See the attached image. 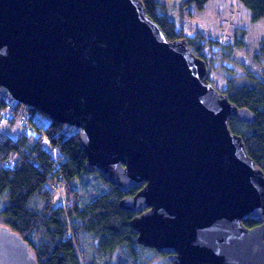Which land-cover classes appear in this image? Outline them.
<instances>
[{
  "label": "water",
  "instance_id": "obj_1",
  "mask_svg": "<svg viewBox=\"0 0 264 264\" xmlns=\"http://www.w3.org/2000/svg\"><path fill=\"white\" fill-rule=\"evenodd\" d=\"M0 87L77 127L85 171L138 187L119 200L138 244L173 264H264V172L229 127L255 115L141 0H0ZM0 264H38L5 224Z\"/></svg>",
  "mask_w": 264,
  "mask_h": 264
},
{
  "label": "trees",
  "instance_id": "obj_2",
  "mask_svg": "<svg viewBox=\"0 0 264 264\" xmlns=\"http://www.w3.org/2000/svg\"><path fill=\"white\" fill-rule=\"evenodd\" d=\"M141 1L146 13L169 40L183 38L180 26L162 11L163 5L158 0ZM207 1L182 0L178 9L181 11L193 4L201 10ZM239 2L249 10L253 21L264 18V0ZM184 38L193 53L198 55L203 51L200 32ZM235 44L242 46V39L238 37ZM225 48L231 49L228 45L224 52ZM257 55L264 57V40ZM251 81L241 85L229 81L223 92L232 103L248 108L255 115L251 124L231 117L229 127L242 137L248 155L264 172V77ZM0 116H6V124L15 128L12 133L0 131V223L28 242L38 264H112V261L147 264L142 245L138 244L137 234L129 224L135 213L119 206V200L134 194L138 187L123 192L99 173L85 171L79 129L74 131L77 127L55 122L44 113L15 101L2 87ZM90 174L96 184L84 191L81 186L90 184L86 181ZM103 184L107 186L105 189H95L96 185ZM88 191L93 196L88 197L85 193ZM243 224L252 227L256 222L246 218ZM85 235L94 241L92 252L84 246ZM103 256L108 260L101 263L98 257Z\"/></svg>",
  "mask_w": 264,
  "mask_h": 264
},
{
  "label": "rangeland",
  "instance_id": "obj_3",
  "mask_svg": "<svg viewBox=\"0 0 264 264\" xmlns=\"http://www.w3.org/2000/svg\"><path fill=\"white\" fill-rule=\"evenodd\" d=\"M158 1L163 5L162 11L178 23L183 37L192 36L197 32L203 35L204 48L197 54L202 55L207 62L209 79L219 91L226 90L229 81L236 85L250 84L252 78L264 77V57L257 55L261 41L264 40V18L253 21L249 10L239 0H208L201 10L191 4L181 11L178 8L182 0ZM238 37L242 39V46L235 44ZM228 45L231 49L225 48L224 52V47ZM6 123H0V131L12 133L15 128ZM74 131H78V128ZM41 141L44 142L43 139ZM86 181L90 184L81 186L84 191L96 184V179L91 174L86 176ZM77 186L80 187L79 184ZM106 187L105 184L98 187L96 185L95 189L101 190ZM85 193H88V197L93 196L92 191ZM84 239V246L92 252L94 241L87 235ZM140 248L147 259V264H173L164 255L154 254L155 250L152 248L143 246ZM112 256L114 259L116 255ZM98 259L101 263L108 260L106 256ZM111 263L114 264L113 261Z\"/></svg>",
  "mask_w": 264,
  "mask_h": 264
},
{
  "label": "built area",
  "instance_id": "obj_4",
  "mask_svg": "<svg viewBox=\"0 0 264 264\" xmlns=\"http://www.w3.org/2000/svg\"><path fill=\"white\" fill-rule=\"evenodd\" d=\"M7 122V117L6 116H0V123ZM31 131V129H29Z\"/></svg>",
  "mask_w": 264,
  "mask_h": 264
},
{
  "label": "flooded vegetation",
  "instance_id": "obj_5",
  "mask_svg": "<svg viewBox=\"0 0 264 264\" xmlns=\"http://www.w3.org/2000/svg\"><path fill=\"white\" fill-rule=\"evenodd\" d=\"M167 256V255H166Z\"/></svg>",
  "mask_w": 264,
  "mask_h": 264
}]
</instances>
